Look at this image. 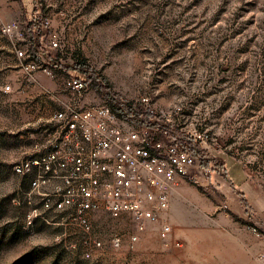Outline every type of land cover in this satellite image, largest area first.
<instances>
[{
    "label": "rangeland",
    "instance_id": "1",
    "mask_svg": "<svg viewBox=\"0 0 264 264\" xmlns=\"http://www.w3.org/2000/svg\"><path fill=\"white\" fill-rule=\"evenodd\" d=\"M38 57L48 71L27 69ZM77 59L152 122L201 144L175 223L162 214L137 241L130 216L97 211L87 232L71 208L29 196L32 175L15 171L76 98L64 80L84 78ZM96 87L83 102H108ZM255 226L264 231V0H0V264H260Z\"/></svg>",
    "mask_w": 264,
    "mask_h": 264
},
{
    "label": "built area",
    "instance_id": "2",
    "mask_svg": "<svg viewBox=\"0 0 264 264\" xmlns=\"http://www.w3.org/2000/svg\"><path fill=\"white\" fill-rule=\"evenodd\" d=\"M5 29L15 34L17 25ZM51 45L60 47L57 35ZM17 53L27 56L21 49ZM27 69L48 71L49 66L41 58L31 59ZM64 85L76 98L54 112L48 135L30 157L16 163L15 171L25 178L32 175L29 196H42L46 209L71 208L87 232L97 211L105 210L114 219L130 216L136 224L131 240L137 241L147 224L158 222L170 208L180 180L196 181L201 162L166 127L135 124L122 118L108 102H83L89 90L84 79L69 76ZM252 230L264 239V231L256 226ZM171 233L168 224L160 230L165 240ZM111 243L120 248L122 235L115 234ZM95 244L102 245L100 241ZM257 259L264 264V248Z\"/></svg>",
    "mask_w": 264,
    "mask_h": 264
},
{
    "label": "trees",
    "instance_id": "3",
    "mask_svg": "<svg viewBox=\"0 0 264 264\" xmlns=\"http://www.w3.org/2000/svg\"><path fill=\"white\" fill-rule=\"evenodd\" d=\"M29 32L31 34L32 38H35L34 35V29L31 25H29ZM40 57H38L39 59ZM78 60V59H77ZM73 69L79 74L84 76V79L86 82L96 85L97 89L99 90H107L104 88V86L100 83V78L95 77L93 71L90 69V67L81 60H78L74 63ZM94 74V75H93ZM106 100L109 102V104L113 107L115 111L118 112V114L131 122H134L135 124L141 125V124H148L149 126L159 127L160 125L156 122H152V118L154 117L153 114L150 111L145 112H139L136 111L135 106L133 103H125L123 99L117 95L112 93L111 91L107 90L105 94ZM170 129V127H168ZM174 134L178 135L177 142L184 147L185 150L193 153L194 155H198L201 151V144L200 142L194 138L193 135H186L183 132L179 133L177 130H172Z\"/></svg>",
    "mask_w": 264,
    "mask_h": 264
},
{
    "label": "crops",
    "instance_id": "4",
    "mask_svg": "<svg viewBox=\"0 0 264 264\" xmlns=\"http://www.w3.org/2000/svg\"><path fill=\"white\" fill-rule=\"evenodd\" d=\"M180 183L176 186L175 191L172 194V199H171V207L163 213V215H165L164 217H167V219L169 218L170 222L172 224L175 223V217H174V212L176 210V205H177V196L179 195L180 192ZM261 241L259 239H254L252 244H251V250L252 252H258V246H260Z\"/></svg>",
    "mask_w": 264,
    "mask_h": 264
}]
</instances>
